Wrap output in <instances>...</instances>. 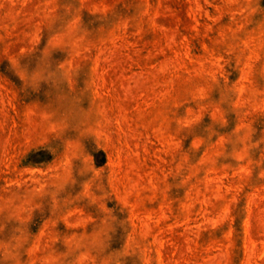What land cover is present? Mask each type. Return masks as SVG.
I'll return each mask as SVG.
<instances>
[{"label":"rangeland","instance_id":"rangeland-1","mask_svg":"<svg viewBox=\"0 0 264 264\" xmlns=\"http://www.w3.org/2000/svg\"><path fill=\"white\" fill-rule=\"evenodd\" d=\"M0 264H264V0H0Z\"/></svg>","mask_w":264,"mask_h":264}]
</instances>
